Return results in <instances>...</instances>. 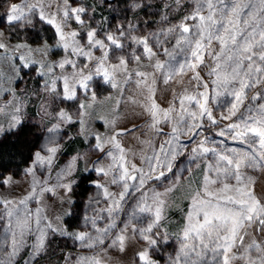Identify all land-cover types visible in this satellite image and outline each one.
Instances as JSON below:
<instances>
[{
  "label": "snow or ice",
  "instance_id": "6c2138e0",
  "mask_svg": "<svg viewBox=\"0 0 264 264\" xmlns=\"http://www.w3.org/2000/svg\"><path fill=\"white\" fill-rule=\"evenodd\" d=\"M53 7L55 11H49ZM166 7L168 12L183 14L178 21H172L166 12L159 29L140 37L133 34L136 26L132 24H118L115 34L111 28L91 26L94 9L88 5L73 7L68 0H56L55 4L52 0H23L11 6L6 14L9 25L18 30H36L39 24L40 32L44 31L43 25L51 26L58 38L56 47L66 53L52 65L39 63L37 75L51 77L42 86L45 95L75 101L79 90L85 98L91 95L95 101L91 82L99 78V84L119 89L123 96L126 88L116 78L123 72L125 85L135 78L143 102L129 100L139 104L141 114L147 116V130L166 139L158 147L151 139L140 140L147 151L142 149L141 166H137L133 162L137 154L126 150L119 140L134 129H117L114 118L108 122L109 135L90 134L84 120L85 104H79L76 120L70 112L60 109L55 113V122L44 129L46 143L34 152L24 169L25 175L32 177L27 193L19 199L0 198V264H15L25 248L31 249L34 261L46 249L49 236L55 235L96 251L94 256L79 257L76 264H104L101 253L107 255L109 248L123 253L130 241L136 244L133 264H160L156 256L165 264H264V196H257L256 181L246 171H264V0H171ZM73 22L79 29L72 28ZM129 44L136 48L125 52ZM21 48L32 52L26 44H17L14 51ZM137 48L142 52L138 53ZM113 49L119 50L118 55L113 53L117 64L109 62ZM0 50H4L0 51V59L8 58L7 45L0 43ZM97 51L100 56H95ZM158 52L168 59L153 60ZM81 57L87 63L78 67L76 60ZM11 59L20 61L17 74L37 64L24 55ZM130 59L138 64L146 60L147 70L130 71ZM66 66L73 69L70 75L56 74L57 68L63 70ZM185 76H189V86H184ZM177 77L181 79L177 81ZM158 80L164 85L178 82L182 87L179 93L173 91L166 108L156 102ZM57 81L63 82L62 92H57ZM9 94L15 96L14 91ZM27 96V91L20 93L11 115L12 124L8 129L0 126V133L16 130L22 123L15 113L21 112ZM120 103L117 101V107ZM213 106L221 112L219 119L213 114ZM41 108L47 115L46 105ZM221 121L232 122L221 126ZM76 123L80 125L77 135L94 141L89 147L98 157L91 168L85 169L97 177L89 178L98 191L88 207L98 206L101 196L105 204L92 216H83L85 224L93 229L88 232H69L64 217L49 218L41 203L45 193L60 202L67 199L70 205L75 203L71 199L78 183L75 165L84 157L73 156L68 165L55 172L54 178L51 168L67 136L61 135L63 126ZM161 124L170 125V132H165ZM213 128L214 136L224 139L210 141L204 135ZM225 140L244 147H229ZM191 143L195 146L186 159L197 168L201 163L205 167L199 186L190 194L183 226L170 234L165 227L167 196L183 173L190 171L185 168L178 176L173 168L179 170L177 160L185 156ZM37 169L46 173L43 179L36 177ZM168 173H172L171 180ZM104 178L107 183L101 182ZM152 181L169 186L156 191ZM10 183L11 177L0 180L4 186ZM112 187L118 191L110 190ZM30 202L37 207L30 208ZM121 214L126 219H120ZM71 215L70 207L65 216ZM98 219L106 220L103 227L97 224ZM173 244L177 247L169 253L167 249Z\"/></svg>",
  "mask_w": 264,
  "mask_h": 264
},
{
  "label": "rangeland",
  "instance_id": "374dc122",
  "mask_svg": "<svg viewBox=\"0 0 264 264\" xmlns=\"http://www.w3.org/2000/svg\"><path fill=\"white\" fill-rule=\"evenodd\" d=\"M53 4L56 0H52ZM69 5L75 7L79 5H88L91 9H94V19L91 21V26L98 27L100 29L111 28L113 34L116 32V26L118 24H132L135 25L134 35L143 37L151 32L156 31L161 27V16L166 12L172 21H178L182 12H168L166 5L171 4V0H68ZM23 0H0V43L7 45V51L5 56L8 58L0 59V126L8 129L11 124V115L16 104L17 99L22 91H27L28 96L24 98V107L20 113H15L22 123L16 130L4 131L3 134H18L23 130L26 131V136L23 138L24 145L30 146V158L28 163L21 167V169L15 168L9 172L1 173L0 180L11 177V183L8 186L0 184V198L4 199H19L27 193L32 181V177L25 175L24 169L29 166L31 157L34 152L40 149L45 143L46 133L44 129L51 126L55 122V113L60 109L70 112L73 115L74 120L78 119L75 115L79 109V104L83 103L86 105V115L84 120L86 122L89 133H102L109 135L111 128L108 126V122L112 119H117V129H134L130 134H125L119 137L122 146L129 150L131 153H136L137 156L133 162L140 165L139 155L142 154V149L146 152L147 146L142 145L140 140L151 139L153 143L158 147L166 137H157L154 133L147 130L146 121L147 116L142 115V109L139 104H133L129 98H134L137 101L143 102L140 91L136 88L135 78L133 82L125 85L124 84V73L117 74V80L120 82L121 87L126 88L121 96L119 89H112L108 85H101L97 81L99 78L94 79L92 83V89L96 93V100L92 101L91 95L85 98L81 92L77 91V100L75 101H61L54 99L55 94L45 95L43 91V84L45 80H51V77L45 76L41 78L37 75L39 69V63H45L52 65L62 60L66 53L57 45V36L55 30L51 26L43 25L44 31L40 32L41 25L37 24L36 30L31 27L23 30H18L12 25L6 22V14L9 12L13 4H22ZM135 4H140V7L135 8ZM187 7V5H185ZM49 11H55V7ZM72 28L79 29V26L74 22ZM83 36V33H81ZM43 37V40L41 39ZM80 37H78L79 39ZM46 41V43H45ZM83 42V41H82ZM151 43V40L149 41ZM17 44H26L32 49L31 54L28 52V48H21L19 51H14ZM135 45L129 44L124 49L125 52H130ZM4 51V50H0ZM137 52H142V48H137ZM113 53L119 54V50L113 49L110 52L109 62L111 64H117L119 61L115 58ZM95 56H100V52L94 53ZM24 55L28 59L37 61V64L33 65L28 69H21L17 74L16 69L19 67L20 61L16 60L13 62L11 57ZM159 58L161 61H165L168 58L162 53L158 52V57H154L153 60ZM179 59V57H178ZM77 66L82 67L87 61L81 57L76 60ZM147 61L142 60L139 64L134 60H129L128 69L130 71L147 70ZM92 65L89 64V68ZM47 73V69H43ZM73 69L70 66H66L65 69H56L57 75H70ZM191 74H189L190 76ZM204 75V72H201ZM189 76L183 77L184 86H189ZM181 78L177 77L179 81ZM57 92H62L63 82L57 81ZM156 87V102L162 107H168L172 100V93L175 91L179 93L182 91V87L178 82H172L169 85L157 81ZM9 91H14L15 96L9 94ZM117 101H121L119 107H117ZM44 104L47 107V115L42 111L41 105ZM88 105H91L88 107ZM244 109L242 108L241 111ZM226 114V109H223ZM213 114L219 119L221 112L216 110L213 106ZM236 117H233L235 120ZM232 121H221V126L231 123ZM80 127L78 123L72 125H64L63 132L67 136L63 139L61 144V150L57 153L54 160V164L51 168V172L54 174L56 171L62 169L72 161V157L81 155L84 159L78 161L75 165L76 173L75 179L78 183L74 186L73 194L71 199L75 201L74 204H69L68 200L65 199L60 202L56 196H52L45 193L41 199V203L44 207L45 214L49 218H54L56 215L64 217L63 223L68 228L69 232L78 231H93V229L86 225L83 216L87 214L92 216L94 212H98L99 209L104 208L105 204L101 196V203L93 205L91 208L88 207L90 198L97 194L95 189L89 183V178L96 179L94 173H86V168H91L93 162L98 158L97 154L90 150V145L94 144V141L89 137H82L77 135V130ZM160 127L164 128L165 132H170V125L161 124ZM215 128L206 130V135L209 140L220 141L223 137L214 136ZM187 140V138H184ZM203 139V137H197V140ZM225 144L229 147L242 148L240 145L231 140H225ZM195 146L194 143L188 145V151L185 156H181L177 160L179 164V170L174 167L173 171L179 176L185 168H190L189 172H184L182 178L175 185L174 190L168 194V204L165 209V215L167 217L165 221V227L169 230L170 234L179 232L183 226L185 214L190 206V194L195 190L202 179V173L204 170V163L200 164L197 168L192 165L191 161L186 159V156H190L191 147ZM131 158V157H130ZM255 181V188L257 196H264V171H253L251 169L246 170ZM46 173H41L39 169L36 171V177L43 179ZM169 179L172 178V173L167 174ZM102 183H107V179L101 180ZM152 187L156 191H164L168 184L161 185V182L152 181L150 182ZM110 190L118 191L117 188L112 187ZM29 207L35 209L37 205L30 202ZM71 207L73 215L65 216V213ZM127 208V205H125ZM103 216V213H100ZM120 219H126L121 214ZM106 223L105 219H98L97 224L103 227ZM130 233V230H129ZM31 243V238H29ZM135 241H130L125 252H119L117 249H107V255L101 253V258L104 264H133V254L135 251ZM177 245L173 244L167 251L169 253ZM96 255V251L92 249H86L79 246L78 242L67 237L59 235L49 236L47 246L44 251L33 261L31 249L25 248L21 251L20 255L16 257L15 264H76V260L81 257H91ZM156 259L160 260V264H165L163 258L156 256ZM243 264V262H238Z\"/></svg>",
  "mask_w": 264,
  "mask_h": 264
},
{
  "label": "trees",
  "instance_id": "16d2710c",
  "mask_svg": "<svg viewBox=\"0 0 264 264\" xmlns=\"http://www.w3.org/2000/svg\"><path fill=\"white\" fill-rule=\"evenodd\" d=\"M26 135L25 130L18 134L0 135V174L21 169L28 163L31 154L30 146L24 145Z\"/></svg>",
  "mask_w": 264,
  "mask_h": 264
}]
</instances>
